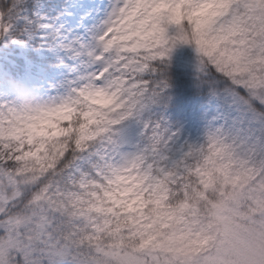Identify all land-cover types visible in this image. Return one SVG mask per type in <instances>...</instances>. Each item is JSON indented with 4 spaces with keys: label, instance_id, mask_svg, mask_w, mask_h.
Returning a JSON list of instances; mask_svg holds the SVG:
<instances>
[{
    "label": "snow or ice",
    "instance_id": "snow-or-ice-1",
    "mask_svg": "<svg viewBox=\"0 0 264 264\" xmlns=\"http://www.w3.org/2000/svg\"><path fill=\"white\" fill-rule=\"evenodd\" d=\"M0 264H264V0H0Z\"/></svg>",
    "mask_w": 264,
    "mask_h": 264
}]
</instances>
